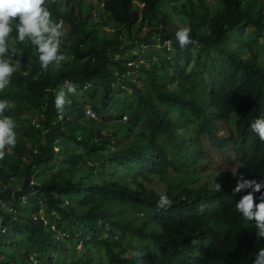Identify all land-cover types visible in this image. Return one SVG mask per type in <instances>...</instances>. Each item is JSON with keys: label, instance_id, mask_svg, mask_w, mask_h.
<instances>
[{"label": "trees", "instance_id": "obj_1", "mask_svg": "<svg viewBox=\"0 0 264 264\" xmlns=\"http://www.w3.org/2000/svg\"><path fill=\"white\" fill-rule=\"evenodd\" d=\"M136 1L146 7L140 11ZM165 1H107L105 13L117 25L108 35L109 22H95L94 6L88 0L73 5L45 0L53 21H65L68 29L66 59L60 68L50 65L47 71L36 63L34 45L13 39V22L10 52L4 58L16 71L5 97L0 91V100L10 102L3 115L14 120L17 143L12 154L6 146L0 159V231L7 228L0 237V264H35L31 256L38 258L37 264H98L85 255L89 243L95 249L105 248L104 264L248 263L253 229L233 208L226 188L216 191L181 184V195H168L173 204L166 208L158 207L160 196L152 194L153 217L137 225L142 248L130 258L126 246L112 253L114 246L122 245L119 238H105L129 233L114 214L120 204L135 203L144 188L106 179L99 169L134 159L145 147L143 134L183 137L186 133L190 148L179 154L194 162L208 154L201 145L206 136L211 150L229 148L219 139L216 125L229 119L239 102L264 114V0H213L214 5L209 0H187L161 8ZM177 15L189 19L193 43L178 51L177 58L168 59L173 51L156 48L153 38L174 36ZM245 28L252 29L251 41L243 39ZM229 31L237 32L235 39ZM143 44L148 46L144 57L158 60L117 81L119 72L123 75L129 69L132 50L144 49ZM90 58L93 62L87 61ZM179 62L185 66L177 79ZM168 73L172 88L164 86L163 76ZM65 81H71L76 92L66 97L70 103L58 112L53 90ZM148 92H156L158 100ZM88 106L97 118L87 116ZM38 114L44 115L41 129L34 120ZM193 117L206 118L212 125H194L191 133ZM161 149L177 173V164ZM58 162L62 166L52 174L50 167ZM244 162L248 174L264 177V167ZM170 169L159 172L163 182ZM237 178L229 175L226 182ZM104 192L110 193V199L100 209L96 196ZM21 195L27 197L26 204L10 213ZM40 212L50 224L41 220ZM80 244H85L82 250Z\"/></svg>", "mask_w": 264, "mask_h": 264}, {"label": "clouds", "instance_id": "obj_2", "mask_svg": "<svg viewBox=\"0 0 264 264\" xmlns=\"http://www.w3.org/2000/svg\"><path fill=\"white\" fill-rule=\"evenodd\" d=\"M75 1L76 0H59V4L73 5ZM88 1L91 6H94L95 22L99 21L100 19H104L108 21L109 24L112 23V20L109 18L108 14L105 13V4L110 0ZM209 1L211 5L215 4L213 0ZM180 2L185 1L177 0L174 3L173 1L166 0L162 4L161 8L164 6L172 7V5L178 4ZM136 4L139 6L140 11L146 7L145 2L140 3L139 1H136ZM44 5L45 0H0V91H3V97H5V88L11 83L10 78L16 71V67L11 63L10 59L4 58L8 56L10 52L8 40L14 30V21L16 35L13 39L18 40L21 43L28 40L31 45L36 47L38 53L35 50L33 53L36 56V63L40 62L42 70L47 71L50 65H54V67L58 69L61 67L62 62H64L66 59V56L63 54H65L64 45L66 42H68L67 24L65 21H53L51 12L46 7H44ZM185 17L184 27L178 24L179 19L177 16H175L173 22L177 25L178 30L170 39L164 40L162 37L154 36L153 40L157 42L156 48L161 50L166 49L170 53L175 49L181 51L193 43L189 19L186 15ZM106 30L107 29H105V31ZM245 30L252 29L245 28ZM112 33H114V31H112ZM146 35L147 32L145 31L143 37ZM228 36H230L231 39H235V34H233L232 31L228 32ZM134 44L137 45L139 42L135 41ZM125 46L128 45L126 44ZM142 47L144 49L132 50L134 55L132 60L128 62L129 69L125 70L123 75H121L120 72L119 74L117 73V81L121 82L124 78L137 75L145 67L149 66V64L152 65L153 58L144 57L145 52L148 50V46L143 44ZM14 56L15 55H12L11 57L14 58ZM19 57L22 58L23 54L20 53ZM154 58L158 60L156 57ZM169 58H177V55H170L168 59ZM155 59L153 60L155 61ZM93 60V58H90L87 61L93 62ZM164 60L166 59H163V61ZM184 66V62H179L178 67L180 71H176L177 79L183 73L182 69ZM168 77H171V73H168V76H163L165 79L164 86L172 88ZM53 92L55 97V108L58 112H62L63 109L68 106V103H70L69 99H66V97L69 94H75L76 88L71 81H65L64 85L58 91L53 90ZM146 94H150L152 97H155L158 100L156 92H148ZM245 104L246 105L244 106L243 103L239 102L236 107V112L233 113L229 119L220 122L222 128L218 129V137L223 143L229 146V148H227V150L224 152H220L216 148L215 150H211L208 147V144L211 140L209 136H206L201 140V145L203 149L207 151V156L205 158L197 159L194 162H188L184 161L179 154L183 149L190 148V140L189 138L185 137L187 134L182 129H179L178 132L180 131V134L185 133L183 137H180L178 134L176 136L161 137L158 135L145 133L143 135L141 134L145 141V147L143 149L145 154H142V151L134 159L129 160L124 164L134 165L133 167H130V169H133L140 167L137 165L136 161L145 160V162L151 167L150 174L156 176L162 183L165 182V179H168V175L170 173H173L176 175V179H178V181L181 178L180 181L182 182V185L189 187L210 186V190L216 191L226 188L228 190L233 208H235L237 213L243 218V220L248 222L253 229V236L248 244L250 249L249 260L246 264H264V177L248 174L246 172V165L244 162H250V164L257 169L264 167V114L257 112L249 103ZM9 107V101L0 100V159H3L5 156L4 149L6 146H9V150L12 154L17 143V136L15 133L16 125L14 120L11 117L3 115L5 110ZM86 109L87 116L89 115L91 118H97V114L94 115L93 109H91L89 106ZM59 116L62 118V115ZM34 120L35 122L37 121L36 125L39 127V129L43 128V122L40 124V121L44 120L43 114H38ZM194 125L204 126L212 124H205L204 119L196 120V118L193 117L190 125L191 130ZM191 133H193V130ZM162 138H166L170 144H174V142L178 140L180 150L175 154V161L171 159L167 147L161 144L160 140ZM161 146L168 152L170 162L177 164V173L172 170L174 168L170 169L169 160L166 157L165 152L161 149ZM213 154L215 155V159H212ZM23 162L27 163L28 161L24 158ZM204 162H209L211 167L214 169L218 168L220 164L219 168L222 169L224 167V170L223 172L218 173L215 177H212L211 174L206 176L207 173L202 176L201 170H196L195 168ZM55 165H59L57 171L62 166V164L59 162ZM167 169L170 170L166 173L167 177L163 182L162 178L164 176L159 172H161V170ZM102 170L103 172L100 171V173L104 175L106 179L119 180L106 174V166L102 167ZM229 175L233 178H238L235 182L227 183L226 179ZM120 181L125 182L124 180ZM128 182H131V186L139 185L136 184L135 179H131ZM182 188L183 186H181L180 192ZM180 192L177 196H173L171 193L157 194L156 192L149 191L144 188L140 193L139 199H137L135 203L132 205L120 204L114 215L117 220H119V223L126 227L124 230L129 232L124 233V236L126 234H132L134 237L139 238L137 237V233H139V230H137V225H139V223L143 221L144 218L153 217V215L148 216L146 212L147 209H151L150 205L152 203V194L160 196L159 200L157 201V206L166 208L172 206L173 204V201L168 195L178 197L181 195ZM12 196L14 197L15 194H12ZM21 196V202L19 205L12 206L8 209L10 213L15 214L18 207L24 206L26 204L27 197L25 195ZM109 199V192L97 194L95 205L100 209H104ZM99 200H103V202L101 203ZM45 216L46 215L44 212H40L41 220H43L45 224L48 225L50 222L49 220H45ZM6 232L7 228L4 227L0 231V237ZM105 238H110L111 240L119 238L122 241V245H116L113 247V254L117 248L122 246L127 247L121 238V235L119 236V234L112 233L110 235H106ZM86 240H89L88 236L86 237ZM123 242L125 245H123ZM84 245L85 244H80L81 250L83 249ZM87 246L89 249L85 255H87L89 259H95L96 263L102 264V262L108 258L105 248L100 247L95 249L91 243L87 244ZM132 253L134 252L129 254V258L132 256ZM34 259H37V257L31 256L30 260L37 264L38 260L34 261Z\"/></svg>", "mask_w": 264, "mask_h": 264}, {"label": "rangeland", "instance_id": "obj_3", "mask_svg": "<svg viewBox=\"0 0 264 264\" xmlns=\"http://www.w3.org/2000/svg\"><path fill=\"white\" fill-rule=\"evenodd\" d=\"M170 1H173L175 3L177 0H170ZM182 1H186V0H182ZM177 18L179 19L178 24L180 26L185 27V22H184L186 18L185 15H177ZM116 28H117V25L114 23V21H112V23L110 24V29L108 26V29L106 30L108 35H112V31H115ZM232 32L233 34H235V37H236L237 32L235 31H232ZM251 33H252V30H245L243 39L247 42L249 40L251 41L252 39L248 37ZM177 52H178V49H175L172 55H175ZM204 122L205 124H210V122H208L206 118H204ZM216 127L217 129H221L222 125L217 124ZM160 142L161 144L167 147V150L170 153L171 159L175 161V154L177 151L180 150L178 140H176L174 144H170L168 143L166 138H162ZM212 159H215L214 154L212 155ZM136 162H137V165H139L140 167L133 168V169H130V166L122 162H119L118 164L116 163L115 165L107 164L106 174L112 178L124 180L125 182L130 181L131 179H135L136 184L141 185L142 187L146 188L149 191L156 192L157 194L171 193L173 196L178 195V193L180 192L181 184H182V182L180 181L181 178L178 181V179H176V175L173 173H170L168 175V179H166L165 182L162 183L156 176L150 174L151 167L149 166L148 163L145 162V160H139ZM58 167L59 165H53L51 167V172L55 174L57 172ZM219 167H220V164H219ZM219 167L214 169L211 167L209 162H204L203 164L198 165L195 169L201 170L202 176L207 173L206 176L211 174L212 177H215L218 173H221L224 170V167L222 169ZM100 171L103 172L102 169L101 170L99 169V172ZM99 202L102 203L103 200H99ZM146 212L148 216L153 215L152 209H147ZM121 238L123 239V241L125 242V244L130 249L131 252L139 251L142 248V242L140 241V239L134 237L132 234H126L125 236H121ZM37 259H34V261H36ZM104 262H106V260H104L102 264H104Z\"/></svg>", "mask_w": 264, "mask_h": 264}]
</instances>
